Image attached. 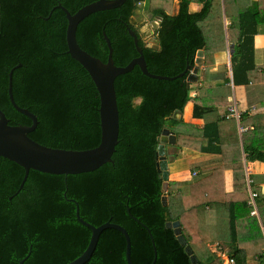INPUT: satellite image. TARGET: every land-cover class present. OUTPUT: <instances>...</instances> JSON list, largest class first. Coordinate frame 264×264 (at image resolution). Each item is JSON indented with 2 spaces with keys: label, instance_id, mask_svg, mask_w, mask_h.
Wrapping results in <instances>:
<instances>
[{
  "label": "trees",
  "instance_id": "obj_1",
  "mask_svg": "<svg viewBox=\"0 0 264 264\" xmlns=\"http://www.w3.org/2000/svg\"><path fill=\"white\" fill-rule=\"evenodd\" d=\"M57 1L1 0L0 110L11 125L33 124L13 107L9 98V75L15 68V102L38 121L29 137L47 147L84 151L100 144V96L87 71L68 54V22L62 10L54 9ZM59 1L75 14L97 0ZM143 1L127 0L120 8L87 17L77 28L80 47L107 62L105 33L111 41L115 65L126 67L139 56L128 28L135 31L132 19L138 16ZM216 1L181 0L177 15L159 8L152 11V17L161 18L156 31L158 47L149 48L139 42L148 71L175 77L188 66L191 68L187 75L173 81L149 78L139 67L116 79L120 134L112 163L94 172L68 176L31 170L20 189L25 170L0 157V264H70L80 257L92 232L78 221L76 203L81 219L91 225L99 227L111 222L127 230L133 264H195L187 246L196 257V264H223L208 246L212 237L206 229L201 228L202 232L198 228L207 207L215 208L219 219L228 216L229 235L216 238L220 243L217 247H228L225 255L235 264H247L251 256L264 263V197L258 194L259 217L253 216L243 161V153L247 162H255L264 154V98L259 96L254 102V112H244L238 104L240 123L247 118L252 126L243 134L241 148L236 119L227 120L225 115L220 119L217 107L206 104L209 99L218 102L232 97L230 78H214L207 69L214 65L215 52L224 50L226 44L223 25L208 26L212 34L205 26ZM227 1L231 5L237 0ZM192 3L201 5V10L190 12ZM219 12L210 23L221 18ZM262 25L264 12L256 3L237 19H231L228 26L229 42L235 46L231 63L237 92L240 87H249L251 73L257 69L255 38ZM205 32L211 34V43L221 46L210 47ZM203 49L204 71L215 81L199 89V96L192 97L187 78L197 52ZM192 100L193 117L206 121L202 127L175 118ZM164 129L175 134L177 147L204 154L191 160L190 167L198 172V178L205 175L198 184L169 183L167 206L163 205L164 181L157 169ZM224 137L231 141L223 143ZM226 170L233 172L234 187L230 193L224 187ZM203 182L210 183L211 188L208 183L202 187ZM252 191L255 192L253 187ZM175 222H180L186 246L180 243L175 230L167 227V223ZM238 226L243 231L238 233ZM86 264H128L124 235L115 229L105 230Z\"/></svg>",
  "mask_w": 264,
  "mask_h": 264
},
{
  "label": "water",
  "instance_id": "obj_2",
  "mask_svg": "<svg viewBox=\"0 0 264 264\" xmlns=\"http://www.w3.org/2000/svg\"><path fill=\"white\" fill-rule=\"evenodd\" d=\"M126 2L127 0H97L91 4L83 6L75 14H71L67 9L60 5L58 6V8H60L66 14V18L68 20L66 31L68 54L87 71L92 81L94 82L100 96L99 115L101 139L100 144L96 148L84 151L56 149L41 145L40 143L31 139L29 137V134L33 133L37 129L38 121L33 113L20 108L15 102L12 86V76L15 68L10 72V101L13 107L18 112L27 116L33 122L31 126L11 125L5 114L0 110V157L14 162L25 170L24 179L20 185V189H23L31 170L50 175L68 176L94 172L103 165L113 162L112 157L116 152L117 145L119 144L120 134V116L117 103V93L115 89V81L119 76L128 74L132 72L135 67H139L141 72L149 78L156 80L173 81L177 78L184 77L190 70L191 66H188L185 72L175 77H165L151 74L148 71L143 51L138 45L139 37L131 28H128L129 33L134 39V43L139 56L134 58L126 67H118L115 65V62L113 60V48L111 46V41L108 39L105 33L104 38L109 47L107 62H103L102 60L93 57L80 47L77 42V28L83 20L98 12L120 8ZM136 2H140V0H136ZM135 21V19H132V23H135ZM204 51L205 49L197 52L195 65L192 67V72H190L187 78L188 85L195 84V82L199 78L198 73L200 70V65H203V60L201 58H198L204 55ZM232 56L233 50H231L230 52V61ZM18 67H21V65H19ZM177 114L181 115V113ZM176 119L178 120V118ZM169 133L170 132L168 129H164L160 137L161 143L158 149L157 163V169L161 173V177L164 181V206H167V195L170 182L169 161L166 157L165 147L167 144L165 136ZM171 135L174 140H176V136H174L173 133ZM72 202L75 201L72 200ZM76 206V216L78 221L91 230L92 236L86 251L70 264H86L88 261H90L96 250L101 234L107 229H115L124 235L126 240L127 263L133 264L131 259V238L127 230L111 222H107L99 227H95L85 220L81 219L79 205L77 203ZM180 226V222L167 223L168 228H172L175 230L180 243L183 246H186L187 243L184 236L181 234ZM186 251L189 256H191L193 263L196 264L198 261L193 255L190 246L186 247ZM156 258L157 250L155 249V261ZM20 264H24V261L20 262Z\"/></svg>",
  "mask_w": 264,
  "mask_h": 264
},
{
  "label": "crops",
  "instance_id": "obj_3",
  "mask_svg": "<svg viewBox=\"0 0 264 264\" xmlns=\"http://www.w3.org/2000/svg\"><path fill=\"white\" fill-rule=\"evenodd\" d=\"M180 2H181V0H180ZM256 3H258V5L260 4L261 9H264V0H241L240 4L238 3V0L236 2L232 1L231 5H230V16H233V17H231V19H237L238 18L237 15L239 14V10L242 9L243 6H252ZM191 5H193L194 8L196 9L193 12H199L201 10V7H202L201 5H197L196 3H192ZM179 7H180V3H179ZM197 8L200 10H198ZM243 9H245V8H243ZM178 12H179V9H178ZM178 12H177V14H178ZM227 22L228 21L225 18V26H227ZM234 47H235L234 45L231 46V50H233V54H234ZM222 57H224V55ZM196 58H197V55H196ZM255 64L257 65V69L251 73L252 82L249 84V87H246V88L240 87L238 92L235 91L236 89L233 87L232 97L228 98L227 101H226V99L218 100V102H219L218 103L212 99H209L208 102L206 103L208 105H214L217 107V111H218L217 113L219 114L220 119H222V117L224 115H226L227 110L229 108L228 103L231 101L236 102L237 106L240 102V106L242 107V111H244V112L245 111L254 112L256 110V105L254 102L257 99H259V96H262L264 98V25L260 28V33L255 38ZM203 69L204 68L202 67L199 70L200 73H201V71H203ZM228 69L229 70H228V76L227 77H229L231 82L233 83V72L231 74L232 63H231L230 59H229ZM217 70H218V67L216 66L214 68L213 72L210 73V75L214 78L221 79L224 71H226V70H223L222 72H218ZM232 83L229 84L231 89H232V86H234V85H232ZM207 86H209V85H207ZM210 91L212 92V89H210ZM211 92L209 94H211ZM226 92H225V94H226ZM194 96L195 97L199 96L198 91L194 92ZM194 103L195 102L192 101V102L187 104L183 113H181V115L183 116V117L181 116V118H182L183 122L187 125L202 127L203 125L206 124V121L202 120V119H195L193 117ZM198 104L200 105L201 102L198 101ZM178 115H180V114H176L175 116H178ZM178 120H181V119H178ZM236 121H237L238 136H239V140L241 142V148H243L242 138H243V134H246V132L242 133L241 128H246V129L250 130L252 126L250 125L249 120L247 118L244 119V123L242 122V124L240 123V121H238V120H236ZM248 130H247V132H248ZM169 132H170V130H169ZM171 134L172 133L170 132L168 135L165 136L166 140H167V144L165 146L166 147V157H167L169 163L173 162L176 164L177 161L184 160V161H189V165H188V169L182 168L181 171H177V172L173 173V171L172 172L170 171V164H169L170 179L172 176L173 178H175V180H173L175 183H188L189 185L198 184V183H195L196 178H198V172L193 171L191 169L190 161L197 159V158L203 156L204 154L197 152L196 150H193L192 148H188V147L177 148V137H176V140H174V138L172 137ZM230 141L231 140L228 137L223 138V143H225V142L227 143ZM262 155L264 156V154H262ZM262 155L255 162H247L245 160L246 156L243 153V161L245 164L246 179H247V182H250L248 190L252 191L253 185L255 186V184H256L255 192H257V194L264 197V157ZM184 163L185 162H183L182 165H184ZM223 179H224L225 192L226 193L232 192L233 187H234L233 172L231 170H226L224 172ZM174 182H171V180H170L169 183H174ZM206 183H208V182H203L201 184V186L202 187L207 186ZM208 184L211 188L210 183H208ZM208 193H209L208 191L205 192L206 196H208ZM204 213L205 214L203 215L202 224L207 228H214V229L219 228L221 218L220 219L218 218L217 210L215 208H212V207H207L204 210ZM227 218H228V216L225 214L223 217L224 222L226 220H228ZM262 229L264 231L263 225H262ZM239 231H243V228L241 226L237 227V232L239 233ZM216 238H217V236H215V235L212 237V240L210 242L211 247L219 246L220 243L218 240H216ZM219 248L221 249L223 254H226L229 251L228 247L223 246V245H221V247H219ZM211 250L214 253H216V248H212ZM227 259H230V257H227L225 259V261H227ZM250 260H251V258H248L247 264H250ZM253 264H254V260H253Z\"/></svg>",
  "mask_w": 264,
  "mask_h": 264
},
{
  "label": "rangeland",
  "instance_id": "obj_4",
  "mask_svg": "<svg viewBox=\"0 0 264 264\" xmlns=\"http://www.w3.org/2000/svg\"><path fill=\"white\" fill-rule=\"evenodd\" d=\"M240 2H241V0H238L239 4H240ZM179 3H180V0H144L141 3V5L139 7L138 16L135 18V20H136L135 21V25H136L135 27L138 30V32L141 33L142 39H143L145 44H147V45L149 44L150 46H152V48H157L158 47L157 38H155V36L152 37V35H153L152 33H153V26H156V27H157V25L159 26L160 22L154 21L155 24H153V22H152V11L155 8H159V9L167 10V12L169 14H171V15H173V14L176 15L177 12H178V9H179ZM197 5H199V4H197ZM248 7H250V6H243L242 9L239 10V14L241 12L247 10ZM243 8H245V9H243ZM194 10H196L194 8V6L190 5V11L193 12ZM198 10H200V9H198ZM219 11L221 12V18L218 17L217 19H214L212 23H210L209 20H211L214 17L213 15L218 13ZM262 11L264 12V9H262ZM239 14L237 15V17L239 16ZM213 15H212L213 17L211 16V18L206 22L205 26L208 27V26L211 25V26L216 27L218 25V26L222 27V25H223V32H224V37H225L226 44L224 45L225 46L224 50L215 52V56L213 58L214 65L211 68L207 67V69H208L209 73H211V72H213L214 68L217 66L218 67V70H217L218 72H222L223 70H226V71H224L223 76H228V70H229L228 66H229L230 52H231V46H232L231 42H229V39H228V26L231 23L230 4H229V2L227 0H226V2H225V0H217L215 2V5H214ZM225 18L228 21L227 22V27L225 26ZM221 27H219V28L221 29ZM208 29H209V27H208ZM210 32H211V30H210ZM211 34H212V32H211ZM211 34L207 35L206 32H205L207 43L210 45V47H211V44L215 45V43H211V41H212ZM220 46L221 45H215V47H213V48H219ZM223 55H224V57H222ZM200 58L203 60V65H200V69L202 67L204 69H203V71H201V73L199 71V73H198L199 78L195 82V84H191L192 89H193V92L191 94L192 97H195L194 96V92L199 91V89L202 90V88L204 86L210 85L211 82L215 81V80L211 79L210 76H208L206 74V71H204L206 69L205 68L206 67L205 66V51H204V55L202 57H199L198 59H200ZM206 82H208V83H206ZM212 85H214V84H212ZM232 85H233V83H232ZM233 87L234 86H232V92H233ZM206 89H207V87L204 88V90H206ZM192 101H194V100H192ZM181 116L182 115H178V116H175V117L182 120ZM230 124L234 125V122H231ZM236 126H237V124L235 125V128H236ZM177 148H179V147H177ZM182 161L185 162L184 165H182V163H183ZM182 161H177L176 164L173 163V162L169 163L170 164V171L171 172L173 171V173H174V172H177V171H181L182 168L183 169L184 168L188 169L189 161H184V160H182ZM204 178H205V175L201 174L199 176V178H196V182L195 183H199L198 181H202V179H204ZM170 180H171V182H174L173 180H175V178H173L171 176ZM249 183L250 182H247L248 188H249ZM253 188H254V190H256V184H255V186L253 185ZM168 189H169V187H168ZM203 198H205V197H203ZM167 201H168V196H167ZM167 204H168V202H167ZM260 207H262V206H260ZM204 214L205 213L203 211V215ZM202 219H203V216H202ZM246 221L249 222L250 219L246 218ZM201 226L198 225L199 231H202L201 228H204L207 231L206 234L211 236V237H213L215 235V236L224 238L225 236H228L229 233H230L229 232L228 220H226L224 222L223 218L220 219L219 228H216V229L207 228L203 224ZM208 246H209L210 249L216 248V254L218 256H221V259L223 260V264H227V261H225V259L228 256L223 254L219 247H211L210 243L208 244ZM249 258H251L250 264H253V260H254V264H256V263L257 264H264V263L259 262L258 258L255 257V256H251Z\"/></svg>",
  "mask_w": 264,
  "mask_h": 264
},
{
  "label": "built area",
  "instance_id": "obj_5",
  "mask_svg": "<svg viewBox=\"0 0 264 264\" xmlns=\"http://www.w3.org/2000/svg\"><path fill=\"white\" fill-rule=\"evenodd\" d=\"M240 116H241V112L238 109L237 103L234 102L233 105H231L228 110L227 113L225 115V118L227 120L230 119H236L238 121H240ZM248 129L246 128H241V132H247ZM241 133V134H242ZM250 194V202L249 205L252 207L253 211H252V215L253 216H257L259 217V212H258V207H257V203H256V199L259 197L257 193L253 192V191H249ZM227 264H235V261L233 259H227Z\"/></svg>",
  "mask_w": 264,
  "mask_h": 264
},
{
  "label": "flooded vegetation",
  "instance_id": "obj_6",
  "mask_svg": "<svg viewBox=\"0 0 264 264\" xmlns=\"http://www.w3.org/2000/svg\"><path fill=\"white\" fill-rule=\"evenodd\" d=\"M62 6V7H64V5L62 4V2L61 1H57V4H56V6L54 7V9L56 10V9H60V8H58V6ZM0 7H1V0H0ZM65 8V7H64ZM66 9V8H65ZM61 10V9H60ZM68 10V9H67ZM69 11V10H68ZM70 12V11H69ZM47 20H48V18H47ZM154 21H157V22H160L161 23V20H160V17H152V22H153V24H155V22ZM67 22H68V20H67ZM160 23H159V26H160ZM3 23H2V19H1V13H0V29H1V25H2ZM133 24V27H134V29H135V33L138 35V37H139V42L141 41L142 43H144V41H143V39H142V35H141V33L140 32H138V30L136 29V25H135V23H132ZM159 26L157 25V27L156 26H153V35H152V37L153 36H155V38H156V31L159 29ZM137 31V32H136ZM139 45V44H138ZM150 45L148 44V47H149ZM149 48H152V46H150ZM191 72H192V69H191ZM171 132V131H170ZM172 133V132H171ZM175 135V134H174ZM161 137V136H160ZM161 143V142H160ZM168 160V159H167ZM164 196V195H163ZM168 196V195H167ZM72 201V200H71Z\"/></svg>",
  "mask_w": 264,
  "mask_h": 264
}]
</instances>
